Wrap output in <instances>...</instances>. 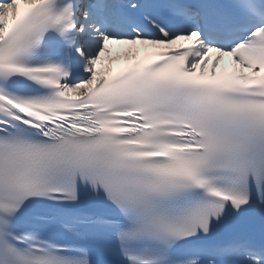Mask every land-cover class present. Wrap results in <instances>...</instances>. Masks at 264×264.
Listing matches in <instances>:
<instances>
[{
	"label": "snow or ice",
	"instance_id": "snow-or-ice-1",
	"mask_svg": "<svg viewBox=\"0 0 264 264\" xmlns=\"http://www.w3.org/2000/svg\"><path fill=\"white\" fill-rule=\"evenodd\" d=\"M0 264H264V0H0Z\"/></svg>",
	"mask_w": 264,
	"mask_h": 264
},
{
	"label": "bare ground",
	"instance_id": "bare-ground-1",
	"mask_svg": "<svg viewBox=\"0 0 264 264\" xmlns=\"http://www.w3.org/2000/svg\"><path fill=\"white\" fill-rule=\"evenodd\" d=\"M22 7H23V5H22ZM122 47H120V48H123V47H125V45H121ZM127 46V45H126ZM127 47H130V46H127ZM123 49H125V48H123Z\"/></svg>",
	"mask_w": 264,
	"mask_h": 264
},
{
	"label": "rangeland",
	"instance_id": "rangeland-1",
	"mask_svg": "<svg viewBox=\"0 0 264 264\" xmlns=\"http://www.w3.org/2000/svg\"><path fill=\"white\" fill-rule=\"evenodd\" d=\"M134 51H135V49H133V52H134ZM109 61H110V60L108 59V60L106 61V63H105V64H108V63H109Z\"/></svg>",
	"mask_w": 264,
	"mask_h": 264
}]
</instances>
